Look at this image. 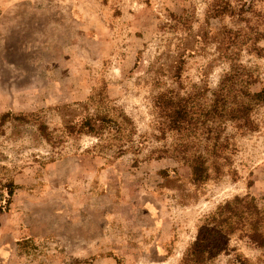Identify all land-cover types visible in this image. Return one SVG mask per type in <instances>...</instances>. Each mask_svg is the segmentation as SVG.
Wrapping results in <instances>:
<instances>
[{"label": "rangeland", "instance_id": "obj_1", "mask_svg": "<svg viewBox=\"0 0 264 264\" xmlns=\"http://www.w3.org/2000/svg\"><path fill=\"white\" fill-rule=\"evenodd\" d=\"M260 89L264 0H0V264H264Z\"/></svg>", "mask_w": 264, "mask_h": 264}, {"label": "trees", "instance_id": "obj_2", "mask_svg": "<svg viewBox=\"0 0 264 264\" xmlns=\"http://www.w3.org/2000/svg\"><path fill=\"white\" fill-rule=\"evenodd\" d=\"M179 67L176 68V74L179 73ZM220 94L217 92L215 94L214 101L218 103L220 99ZM250 98L257 103L264 105V89H260L256 92H253L250 95ZM170 98H166L163 94L158 95L156 97L155 103L160 108H165L170 105V110H168L169 114H166L168 117V128L169 129H177L182 122L181 119L185 116V111L182 107H174L172 102L169 100ZM170 103V104H169ZM164 110V109H163ZM246 110V109H245ZM247 113V112H246ZM8 114L5 113L1 116L2 123L4 118L7 117ZM111 122V119L106 117L105 115H96V116H85L81 119V121L75 125H69V129L71 132H76L78 134H89V135H97L102 130H104L108 124ZM189 166L191 169L192 178L195 182H201L208 177V169L205 164V160L200 157H196L191 159L189 162ZM218 168V167H215ZM6 194L8 198L5 199V204L7 205L10 201V196L13 194L14 190L17 188V185L12 181L5 183L4 185ZM217 226V225H216ZM217 230L214 228H210L208 226H204L199 230L196 239L190 245V247L186 250V253L183 256L181 264H200L201 261L205 258L207 253V242L208 238L213 237L216 234ZM250 239L258 244V246H264V238L261 236L259 232H253L250 235Z\"/></svg>", "mask_w": 264, "mask_h": 264}]
</instances>
